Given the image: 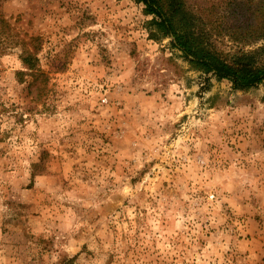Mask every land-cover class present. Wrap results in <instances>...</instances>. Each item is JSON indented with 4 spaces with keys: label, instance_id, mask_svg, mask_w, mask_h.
Wrapping results in <instances>:
<instances>
[{
    "label": "rangeland",
    "instance_id": "rangeland-1",
    "mask_svg": "<svg viewBox=\"0 0 264 264\" xmlns=\"http://www.w3.org/2000/svg\"><path fill=\"white\" fill-rule=\"evenodd\" d=\"M181 1L227 62L263 46L253 7ZM143 10L0 0V264H264V83L203 74Z\"/></svg>",
    "mask_w": 264,
    "mask_h": 264
},
{
    "label": "trees",
    "instance_id": "trees-1",
    "mask_svg": "<svg viewBox=\"0 0 264 264\" xmlns=\"http://www.w3.org/2000/svg\"><path fill=\"white\" fill-rule=\"evenodd\" d=\"M135 1L144 7L143 13L151 17L149 25L153 26L161 37L171 38L170 46L180 52L190 65L203 74H210L217 80H227L233 90L240 92L248 91L264 83V62L261 65H254L251 60L256 54L264 55V44L252 54L233 56L230 62H227L210 46H207L196 33L195 19L185 11L181 0ZM229 1L232 4L237 2L240 4L241 8L237 7L238 11H242L244 7H253V15L249 19L252 23L247 25L251 31L243 34L264 41V0ZM240 15L236 13L237 18H240ZM35 62V58L29 54H23L21 58L24 69L31 73L35 71ZM56 264H75V262L73 259L59 257Z\"/></svg>",
    "mask_w": 264,
    "mask_h": 264
}]
</instances>
